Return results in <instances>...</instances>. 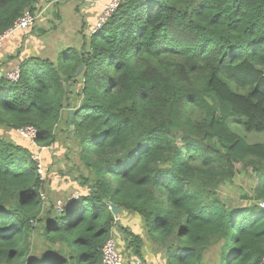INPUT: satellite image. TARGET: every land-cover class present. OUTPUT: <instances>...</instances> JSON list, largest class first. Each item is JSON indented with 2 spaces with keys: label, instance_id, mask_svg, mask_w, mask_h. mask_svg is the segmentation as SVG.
Instances as JSON below:
<instances>
[{
  "label": "trees",
  "instance_id": "trees-1",
  "mask_svg": "<svg viewBox=\"0 0 264 264\" xmlns=\"http://www.w3.org/2000/svg\"><path fill=\"white\" fill-rule=\"evenodd\" d=\"M108 1L82 47L60 50L80 23L60 1L37 19L39 0H0V34L27 10L37 24L0 46L3 66L15 50L20 68L0 78V264H105L113 232L132 261L149 242L168 264H261L264 205H229L219 187L242 163L264 202V141L246 135H264V0H123L93 31ZM28 125L49 146L43 172L18 132ZM65 189L79 196L59 208Z\"/></svg>",
  "mask_w": 264,
  "mask_h": 264
},
{
  "label": "rangeland",
  "instance_id": "rangeland-1",
  "mask_svg": "<svg viewBox=\"0 0 264 264\" xmlns=\"http://www.w3.org/2000/svg\"><path fill=\"white\" fill-rule=\"evenodd\" d=\"M60 1V3L63 5L62 6V10L64 15L67 14V19H72L73 15L77 16V20L80 21V23L74 27H72L69 24V29L67 31H63L64 35H65V41L63 42L64 44L62 45V47L60 48V50L67 48V47H76V48H81L83 43L85 42V35L87 37L90 36L91 34V29L90 27L92 26V21H94V19H92L93 15H94V5L97 4L96 0H39V3H41V7H46L44 8V12L40 11L37 13V19L41 18V17H50V13L52 14L53 17V11L51 6L55 3V2ZM46 4H43V3ZM93 2V4H92ZM109 2V1H108ZM106 2V3H108ZM50 3V4H49ZM104 3V4H106ZM92 4V5H91ZM104 4L102 7H100L99 12L101 11V9H103ZM48 5V6H47ZM86 9H90V11H86ZM101 14V13H100ZM52 17L49 20H53ZM54 21V20H53ZM52 21V22H53ZM83 22V23H82ZM36 24V22H35ZM51 22H45V26H50ZM55 23L53 24V26H51V28H56L54 27ZM97 25V23H96ZM93 28V31L95 30V27ZM37 26V24L35 25ZM39 26L43 25L40 23ZM61 27L62 26H58ZM82 32V33H81ZM30 35V34H28ZM50 34H48L47 36H49ZM56 38H58V35H54ZM8 52V51H6ZM13 52V56L7 61L6 65L3 66L4 60L3 57L6 55H2V59H0V68H4L3 71L6 73L9 70H12L14 68H16L19 63L17 61L16 58V53L19 51H12ZM35 53L39 54L40 56L43 57H47L48 55H52V51L51 50H47V48L35 51ZM5 58V57H4ZM1 71V70H0ZM81 86V85H80ZM80 86H73V92L75 94L72 93V98L74 100L73 105H77L80 103L81 98L77 97V93L81 90ZM64 117H66L67 115V109H64ZM65 119H62L59 122V133H58V150H61V147L64 146V150L67 149V147H74V143L72 140H69V138L67 137V134L65 133V129L67 127V125H64ZM0 130L1 132H6V130L3 128V125H0ZM21 135V134H20ZM246 135H248L247 139L249 141H264V135L263 134H257V133H246ZM22 136V135H21ZM27 142H29L32 145H37V143H33L31 142L28 138H24ZM47 151H49V146L48 149H46ZM59 154V158L57 159L58 164H62V157H64L63 152H57ZM35 155V154H34ZM42 156V155H41ZM43 158V156H42ZM42 158H41V162H42ZM74 158V157H73ZM256 174L255 172H253L251 167H245L242 163H237V173L236 175L231 179L228 180L226 183H224L223 185H221L219 187V194L221 196V198L224 200V202H226L229 205H234V206H249V205H254V204H258V205H264L263 201H259L253 198L254 196V188L256 186ZM75 187V185L73 186ZM72 187V188H73ZM71 188V189H72ZM71 189H65L64 191L54 194L55 198H57V201L59 202V200L61 199L63 203H65V201H67V199L65 197L59 196V195H67L69 190ZM78 191V190H76ZM75 192V191H74ZM70 197V196H69ZM59 206V204H58ZM121 212V211H120ZM119 212V213H120ZM250 214V212L248 213ZM128 224L127 226L134 229V227L132 226V222L131 219L128 221H126ZM118 245H119V235L117 234V232L113 233ZM151 248V247H150ZM123 251H126L123 249ZM122 251V252H123ZM151 252V251H150ZM142 260V259H141ZM144 263V260H142Z\"/></svg>",
  "mask_w": 264,
  "mask_h": 264
},
{
  "label": "built area",
  "instance_id": "built-area-1",
  "mask_svg": "<svg viewBox=\"0 0 264 264\" xmlns=\"http://www.w3.org/2000/svg\"><path fill=\"white\" fill-rule=\"evenodd\" d=\"M91 1V0H90ZM123 0H110L108 3L104 4V7L101 11V14L99 16V19L97 21V25L95 27V30H98L102 27V25L107 21V19L116 11L118 6L121 4ZM36 20V15L32 13L30 10H27L23 13L22 16H20L14 23L12 27H10L8 30L0 34V46L2 45L3 41L10 35H12L15 31L19 29H27L29 26H32ZM20 68L17 66L16 68L7 71L6 73L4 71H0V78L5 77L12 80H17L20 75ZM18 132L25 138H28L31 142L36 143V139L38 136V130L34 126L28 125L24 127L18 128ZM39 153H36L34 155V158L39 160V171L43 172L44 167L41 162V154L43 151L48 149V146L46 145H40L38 146ZM79 196V192H75L69 199L68 202L72 200V198H77ZM62 202V200H59V208L67 205V203ZM102 254H103V260L105 264H128L129 258L124 253H122L119 250L118 243L112 233L111 237L106 241L102 248ZM136 264H144L141 259H137L135 261ZM261 264H264V258L261 262Z\"/></svg>",
  "mask_w": 264,
  "mask_h": 264
},
{
  "label": "crops",
  "instance_id": "crops-1",
  "mask_svg": "<svg viewBox=\"0 0 264 264\" xmlns=\"http://www.w3.org/2000/svg\"><path fill=\"white\" fill-rule=\"evenodd\" d=\"M17 46H15L14 48H16ZM20 50V49H19ZM131 217V215L128 216V218L126 219V221L130 220L129 218ZM133 220H131L132 222ZM141 221V219H140ZM128 224V223H127ZM142 229L143 227H141L140 225V233L142 232ZM115 233V232H113ZM119 235V238L121 240V234L117 233ZM119 240V242H120ZM144 251H143V256H144V264H168V259L166 258V254L165 252L158 247L157 244H151V243H145L144 244ZM151 247V248H150ZM119 250L122 252L123 251V248ZM125 250V249H124ZM151 251V252H150ZM122 253H124L126 256H128L129 260L128 261V264L129 262H131L130 264H136L135 261H132V255H131V252L130 250H126V251H123Z\"/></svg>",
  "mask_w": 264,
  "mask_h": 264
},
{
  "label": "water",
  "instance_id": "water-1",
  "mask_svg": "<svg viewBox=\"0 0 264 264\" xmlns=\"http://www.w3.org/2000/svg\"><path fill=\"white\" fill-rule=\"evenodd\" d=\"M84 67V64L82 63L79 70L77 71V75L80 74V72L82 71ZM70 128H73V126H70ZM112 211L114 212V214L116 215V217L119 215V212L121 211V208L116 206L115 204L111 205Z\"/></svg>",
  "mask_w": 264,
  "mask_h": 264
}]
</instances>
